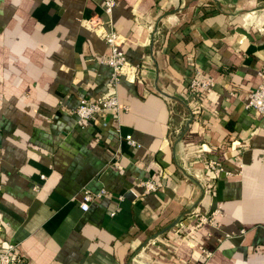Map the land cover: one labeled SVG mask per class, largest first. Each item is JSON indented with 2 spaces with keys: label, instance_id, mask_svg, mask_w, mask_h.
<instances>
[{
  "label": "crops",
  "instance_id": "crops-1",
  "mask_svg": "<svg viewBox=\"0 0 264 264\" xmlns=\"http://www.w3.org/2000/svg\"><path fill=\"white\" fill-rule=\"evenodd\" d=\"M103 2L0 0V244L21 264H133L153 241V264H264V117L244 108L264 83V0H118L139 74L116 88L80 23L106 20ZM195 72L215 87L187 99ZM112 93L128 110L79 128V100Z\"/></svg>",
  "mask_w": 264,
  "mask_h": 264
},
{
  "label": "built area",
  "instance_id": "built-area-1",
  "mask_svg": "<svg viewBox=\"0 0 264 264\" xmlns=\"http://www.w3.org/2000/svg\"><path fill=\"white\" fill-rule=\"evenodd\" d=\"M117 5L118 0H104L102 4V12L106 20H103L101 17H94L80 21L81 25H83L89 31L95 33L105 42L109 48V54L102 57L101 63L109 69V83L114 88H116L122 80L135 78L139 74L137 67L131 65L128 62L125 54L120 50V40L118 34L114 30L111 20ZM214 87L215 82L212 78L204 77L200 74V72H195L186 87L187 99H193L196 97L198 98L200 96L209 94L211 91H213ZM244 108L264 117V83L259 84L247 95V98L244 102ZM127 110L128 108L126 106H122L120 104L117 94L112 93L97 98H81L73 113L76 116L77 126L79 128H84L85 125L91 120L99 119L104 121L107 115H117L122 112H126ZM124 141L129 146L138 147L131 136H125ZM112 165L113 167L117 168V160L113 161ZM207 168L213 173L214 176H218L223 172V169L216 161H209L207 163ZM44 179L45 177L41 176V180ZM139 186L146 193H155L159 190L158 184L151 180L142 181L139 183ZM104 195V190L96 194H93L89 191H83L79 202V208L83 212H86L90 203L99 200ZM119 200H122V197H119ZM216 214L217 212L211 214L210 216L198 217L195 224L196 227H200L203 224L213 223V219ZM114 215V213L111 214V216ZM156 248L157 244L154 241L142 246L133 255L132 263L153 264L152 259L158 255ZM203 252L206 258L210 256L209 252ZM0 264H21L20 260L16 257L14 246H3L0 244Z\"/></svg>",
  "mask_w": 264,
  "mask_h": 264
}]
</instances>
